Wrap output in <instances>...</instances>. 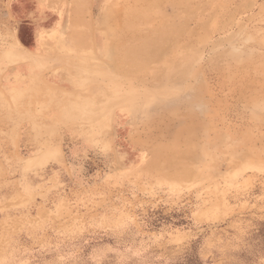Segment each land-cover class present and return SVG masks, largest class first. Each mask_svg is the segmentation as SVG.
<instances>
[{"label": "rangeland", "instance_id": "1", "mask_svg": "<svg viewBox=\"0 0 264 264\" xmlns=\"http://www.w3.org/2000/svg\"><path fill=\"white\" fill-rule=\"evenodd\" d=\"M39 2L0 0L1 45L60 12L80 24L43 40L40 71L68 79L93 48L117 65L89 64L85 118L41 99L30 139L0 138V264H264V0Z\"/></svg>", "mask_w": 264, "mask_h": 264}, {"label": "crops", "instance_id": "2", "mask_svg": "<svg viewBox=\"0 0 264 264\" xmlns=\"http://www.w3.org/2000/svg\"><path fill=\"white\" fill-rule=\"evenodd\" d=\"M40 2L35 4V10L36 12L43 11L44 8H48V3L43 5L41 4L42 0H39ZM48 5V7H46ZM45 12V11H44ZM47 13V12H45ZM49 13V14H48ZM47 17L40 19L38 21L31 22L28 26L21 28V23H16L14 25V32L16 33L17 39H11V37H7V44L4 46L0 44V88L4 91L2 92L4 95L8 97V99L4 96L0 98V138L1 139H8L13 137L16 140H21V137L24 139H30L29 135V125L33 124L34 122H42L38 119H35L34 116L37 117L38 112L40 111L39 106L37 103V100H52V103L47 106L44 111V116L51 119L50 122L54 123H63L66 122L67 118L71 117V115H78L82 118H85L86 113L89 111V108L87 104L82 102L84 99L81 95V91H88L85 89L88 84L90 83V80L88 76H90V72L92 70L91 67H89V64L93 65V72L96 73L100 68H103L101 70V74L108 71H114L116 69V60L114 63H112V57L111 54L104 55L103 53H99L95 48H93L94 51H96V56L93 59L89 58V56H76L74 59L76 61L70 63V67H68L65 71L69 74L68 79L62 78L61 76H56L54 74H50V72L46 69L43 71H40L43 68V61L42 57L45 55L42 54L40 47L42 46L43 40L45 38L50 39L51 37L55 36L57 33L63 32L64 28L66 26H72L77 28L80 24L79 20H75L71 23L67 24V19L63 13L60 12H48ZM72 27V28H73ZM89 27H93V25L89 24ZM31 29V31L29 30ZM77 31V30H76ZM102 36V39H98L97 48L101 47L102 42L105 41V33L99 32L97 36L93 37H99ZM15 38V36H14ZM25 38V39H24ZM30 39V42H27ZM53 39V38H52ZM93 40V38H92ZM107 40V39H106ZM96 41V40H95ZM17 46V48L14 45ZM21 45L23 46V50L29 53V55L34 56V64L33 74H28L30 67L27 64V59L23 60L24 67H21ZM39 49V51H38ZM42 56V57H41ZM62 56H56L54 55V58H56V61L51 62L50 64H47L48 67H52V69H60L61 67V58ZM23 59V58H22ZM112 61V62H111ZM92 62V63H91ZM26 72L28 74V78L25 80L24 86L21 87V83L15 84L14 78L17 73H21L20 71ZM92 73V72H91ZM67 75V74H66ZM95 75V74H94ZM58 77V78H55ZM73 85L74 88H70V86ZM16 86V87H15ZM76 87V89H75ZM12 89L15 92H18V94H15L11 99V95L9 92L12 91ZM69 92L65 95V100L68 102V105L66 107H63L61 105L58 106V101L56 99L59 98V92L60 91ZM71 90H76L74 92H71ZM79 90V91H77ZM81 90V91H80ZM100 87H94L93 89V95L94 98L100 100ZM28 92H34L35 94H27ZM105 90L102 92V97L105 96ZM1 94V91H0ZM45 95V96H43ZM7 99V100H6ZM103 99H106L105 97ZM79 101L81 102V105H78ZM48 104V103H46ZM30 105V107H29ZM60 107L59 112L57 114L53 113L57 111L56 109ZM21 111H23V119L21 118ZM32 112V113H31ZM27 113H30L27 115ZM36 113V114H34ZM105 112H103L102 116H104ZM105 117V116H104ZM12 123V124H11ZM21 123L26 124L29 123V125L26 127L25 134H23V131L21 132ZM15 124H20L18 128H15ZM42 124H48V123H42ZM7 127L9 129V135L8 132L4 133L1 131L2 127ZM14 128V131L12 129ZM35 128V125H34ZM38 131H42L41 126L38 125L37 127ZM44 131V130H43ZM55 130H46V132L54 133ZM62 132V131H61ZM19 133V134H18ZM26 133H28V136L25 137ZM60 133V132H59ZM65 133V131H63ZM12 135V136H11ZM19 138L17 139V137ZM58 139H66L69 137L65 134L57 137ZM41 154V153H40ZM37 155L31 162H35L37 158L39 159L41 155Z\"/></svg>", "mask_w": 264, "mask_h": 264}]
</instances>
